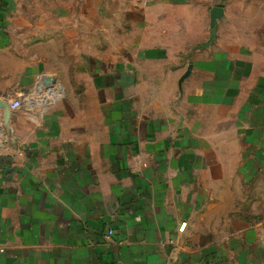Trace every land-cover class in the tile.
<instances>
[{
	"label": "crops",
	"instance_id": "obj_1",
	"mask_svg": "<svg viewBox=\"0 0 264 264\" xmlns=\"http://www.w3.org/2000/svg\"><path fill=\"white\" fill-rule=\"evenodd\" d=\"M171 259L264 264V0H0V264Z\"/></svg>",
	"mask_w": 264,
	"mask_h": 264
},
{
	"label": "built area",
	"instance_id": "obj_2",
	"mask_svg": "<svg viewBox=\"0 0 264 264\" xmlns=\"http://www.w3.org/2000/svg\"><path fill=\"white\" fill-rule=\"evenodd\" d=\"M20 105H21V102L19 100H14L12 103H10L9 107L11 110H15L18 107H20ZM185 226H186V221L181 222L179 227H178V230L183 231ZM111 232L112 231L109 230V234H111ZM165 264H176V261L171 259V260L167 261Z\"/></svg>",
	"mask_w": 264,
	"mask_h": 264
},
{
	"label": "water",
	"instance_id": "obj_3",
	"mask_svg": "<svg viewBox=\"0 0 264 264\" xmlns=\"http://www.w3.org/2000/svg\"><path fill=\"white\" fill-rule=\"evenodd\" d=\"M220 10H221L220 8H217V7H216L214 12H215V13H219ZM7 111H8V112L12 111V110L10 109L9 106H7Z\"/></svg>",
	"mask_w": 264,
	"mask_h": 264
}]
</instances>
